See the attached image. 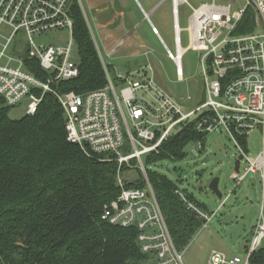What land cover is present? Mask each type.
<instances>
[{"label": "built area", "instance_id": "1", "mask_svg": "<svg viewBox=\"0 0 264 264\" xmlns=\"http://www.w3.org/2000/svg\"><path fill=\"white\" fill-rule=\"evenodd\" d=\"M213 1L224 5L193 9L190 0H173L176 55L166 50L180 79L182 56L189 50L201 54L204 101L196 110L185 113L148 77L119 76L113 80L102 58L107 80L104 88L84 95L58 91L54 84L72 81L81 72L79 61L72 55V0H0V104L16 108L25 102V115L34 116L44 96L52 95L64 110L68 141L87 155L117 164L119 193L104 207L102 221L137 230V242L147 256L144 264H183V251L174 244L143 159L160 155L163 145L196 114L192 122L203 139L193 143V154L198 156L205 150L209 135L224 130L243 157L239 171L231 175L236 186L251 175L261 178V214L244 264H250L264 242V0H242L243 7L235 12L232 8L238 0ZM180 4L193 11L186 50L181 46ZM63 31L71 36L68 46L36 44V39ZM89 31L98 51L91 28ZM152 31L164 43L153 25ZM123 44H118L113 53ZM36 65L41 76L31 72ZM255 132L262 135V148L252 156L247 146ZM132 170L141 172V180H126L124 174ZM141 182L143 186H137ZM175 193L187 210L203 221L201 230H206L234 192L222 195L217 212L191 201L186 189L178 187ZM208 263L242 264V260L215 251Z\"/></svg>", "mask_w": 264, "mask_h": 264}, {"label": "trees", "instance_id": "2", "mask_svg": "<svg viewBox=\"0 0 264 264\" xmlns=\"http://www.w3.org/2000/svg\"><path fill=\"white\" fill-rule=\"evenodd\" d=\"M71 16L80 76L53 87L84 95L104 88L106 73L77 0ZM31 72L41 76L37 65ZM11 109L0 106V264H144L137 230L102 221L104 207L119 193L117 164L86 155L68 141L64 110L52 95L44 96L34 116L14 120ZM195 125H184L146 164L183 160L187 145L203 139ZM148 176L174 244L184 251L203 221L187 210L172 180L157 171ZM189 198L206 208L192 194ZM77 237L84 241L74 252L66 243ZM250 264H264V250Z\"/></svg>", "mask_w": 264, "mask_h": 264}, {"label": "rangeland", "instance_id": "3", "mask_svg": "<svg viewBox=\"0 0 264 264\" xmlns=\"http://www.w3.org/2000/svg\"><path fill=\"white\" fill-rule=\"evenodd\" d=\"M80 3L86 24L91 28L101 58L108 66L113 80L119 76L143 80L148 77L158 87L172 96L184 109L185 113L196 110L204 101L203 77L201 66V54L187 51L181 60L183 77L179 78L176 64L167 57V50L176 55L174 20L172 4L164 3L150 16V21H145L142 15L135 10L131 0H77ZM123 2L127 5V16L124 23L119 17L116 4ZM142 8L149 12L161 0H138ZM193 9L202 5H224L220 1L190 0ZM242 0H238L232 11L243 7ZM187 5L178 7L179 26L181 31V46L186 50L190 46L189 28L192 18V8ZM151 24L156 27L163 40L153 34ZM71 36L68 31L51 34L47 37L36 39L38 46H68ZM124 43L117 51V45ZM167 49V50H166ZM73 60L79 61L77 45L73 47ZM126 86V84H125ZM1 106V105H0ZM25 102L11 109L9 116L16 120L26 114ZM198 114L193 116L192 122ZM182 128L176 134L182 132ZM248 153L256 156L262 148V135L259 132L252 133L248 138ZM193 142L187 145L186 157L183 160L169 158L156 161L147 165V170L157 171L179 187L186 189L197 201L206 205L210 212H217L222 204L210 189L211 181L219 177V190L228 196L225 206L219 211L217 217L210 223L209 229L197 233L190 245L184 250L183 264H189V260L199 256L196 264H208L206 253H200V244L224 251L229 257H238L242 264L246 261V249L249 248L253 230L261 214L262 183L259 175H251L239 186L231 179L235 169V162L240 156L237 147L223 130L209 135L204 151L198 156L193 154ZM85 153V152H84ZM86 154V153H85ZM87 155V154H86ZM146 164V159H143ZM127 181L141 180L139 170L128 171L124 174ZM84 237H77L66 243L74 252H78ZM214 245V246H213ZM223 249H221V247ZM260 250H264V242ZM259 251V250H258ZM53 249L47 252V259L51 257Z\"/></svg>", "mask_w": 264, "mask_h": 264}, {"label": "crops", "instance_id": "4", "mask_svg": "<svg viewBox=\"0 0 264 264\" xmlns=\"http://www.w3.org/2000/svg\"><path fill=\"white\" fill-rule=\"evenodd\" d=\"M132 1V4L134 5V7H135V10L136 11H138L141 15H142V17H143V19L145 20V21H150V16H151V14L152 13H154V12H156L164 3H167L168 1H170L171 2V4H172V15H173V6H174V2H173V0H161L157 5H155V7L154 8H152L149 12H146L143 8H142V6H141V4L139 3V1L138 0H131ZM180 2V0H178V3ZM182 4H180V6H181ZM116 8H118V10H119V17H121V19H123V21H124V23H126L125 21L127 20V16L128 17H130L131 15V11H127V5H125L122 1L120 2V3H117L116 5ZM173 20H174V17H173ZM151 27H152V24H151ZM161 41V40H160ZM163 44V43H162ZM114 53H117V51L116 52H114ZM206 206V205H205ZM207 208V207H206ZM207 230V229H206ZM210 230V229H209ZM205 230H200L198 233H202V232H204ZM251 239H252V237H251ZM251 243V242H250ZM214 246V245H213ZM250 246V245H249ZM199 247V252L200 253H203V252H205L206 253V257L208 256V262H209V258H210V255L212 254V252H215V251H218V252H223L224 253V251L222 250V251H220V250H218V249H215V248H211V247H206V246H204V245H202V244H200V246H198ZM221 247V249H223L222 248V246H220ZM246 250H248V248L246 249ZM184 252V251H183ZM199 259V256H196V258H192V259H190L188 262H189V264H196V262H197V260ZM209 264V263H208Z\"/></svg>", "mask_w": 264, "mask_h": 264}, {"label": "water", "instance_id": "5", "mask_svg": "<svg viewBox=\"0 0 264 264\" xmlns=\"http://www.w3.org/2000/svg\"><path fill=\"white\" fill-rule=\"evenodd\" d=\"M243 159L242 156H239V158L236 160L235 162V171H239V167H240V163H241V160ZM219 183H220V178L219 177H216L214 178L210 185H209V189L219 198V199H222V193L221 191L219 190Z\"/></svg>", "mask_w": 264, "mask_h": 264}]
</instances>
